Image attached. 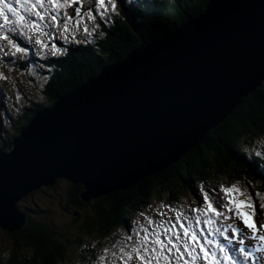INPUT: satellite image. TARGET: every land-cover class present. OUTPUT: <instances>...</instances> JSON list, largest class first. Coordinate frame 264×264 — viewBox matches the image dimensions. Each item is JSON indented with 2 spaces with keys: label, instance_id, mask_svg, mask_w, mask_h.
Wrapping results in <instances>:
<instances>
[{
  "label": "water",
  "instance_id": "95a60500",
  "mask_svg": "<svg viewBox=\"0 0 264 264\" xmlns=\"http://www.w3.org/2000/svg\"><path fill=\"white\" fill-rule=\"evenodd\" d=\"M264 84V0H211L197 19L36 114L0 151V229L58 181L91 202L179 163Z\"/></svg>",
  "mask_w": 264,
  "mask_h": 264
},
{
  "label": "trees",
  "instance_id": "16d2710c",
  "mask_svg": "<svg viewBox=\"0 0 264 264\" xmlns=\"http://www.w3.org/2000/svg\"><path fill=\"white\" fill-rule=\"evenodd\" d=\"M210 1L118 0L117 12H104L91 0L81 6L82 12L91 3L99 27L94 28L93 21L85 18L69 40L54 36L48 44L66 50L57 62L49 49H40L24 37V48L33 51L34 60L26 64L11 57L12 66L29 71L38 58L53 65L50 71L36 72L29 78L31 82H22L21 76L6 80L7 96L0 95V151L12 147L14 138L36 114L53 108L59 98L124 61L138 48L197 19ZM85 23L92 32L90 36L83 32ZM9 100L14 101V107H9ZM261 149L264 84L179 163L141 180L128 191L84 202L80 197L82 185L60 180L55 187L25 197L17 208L28 215V223L20 232L4 233L9 244L0 252V264H104L101 255L108 258L107 264H113L106 249L116 250L125 237L123 232L134 234L146 218L159 222L162 217L158 211L172 217L171 209L201 206V188L218 190L221 184L236 182L250 193L264 194V183L255 175L259 163L264 164L258 156ZM60 213L71 216L69 222H56ZM2 232L0 229V235Z\"/></svg>",
  "mask_w": 264,
  "mask_h": 264
},
{
  "label": "snow or ice",
  "instance_id": "6c2138e0",
  "mask_svg": "<svg viewBox=\"0 0 264 264\" xmlns=\"http://www.w3.org/2000/svg\"><path fill=\"white\" fill-rule=\"evenodd\" d=\"M94 4L104 12L108 11L106 5L112 12L118 10L117 0H94ZM81 5L82 0H14V3L0 0V40L10 48L4 55L15 56L27 51L10 33L34 40L42 49H48L43 38H51L53 31L68 39L85 18L93 21L94 28L99 27L91 3L85 12ZM104 12L100 13L102 18ZM83 32L92 35L86 23ZM65 51L54 45L50 49L52 55H63ZM200 192L201 206L171 209L172 217L158 211L162 217L159 222L146 218V223L139 224L134 234L126 235L116 250L106 249L111 252L113 264H224L225 261L237 264L229 248L219 239H209V235L221 236L229 245L233 236L241 245L259 241L258 250L264 252V223H261L264 194L250 193L236 182L221 184L218 190L201 188ZM141 218H145L143 213ZM239 252L245 257L250 255L244 248ZM107 259L104 255L100 257L104 264Z\"/></svg>",
  "mask_w": 264,
  "mask_h": 264
},
{
  "label": "rangeland",
  "instance_id": "374dc122",
  "mask_svg": "<svg viewBox=\"0 0 264 264\" xmlns=\"http://www.w3.org/2000/svg\"><path fill=\"white\" fill-rule=\"evenodd\" d=\"M106 7H108V10L109 11H111L110 10V6H107L106 5ZM22 82H24V81H29V82H31V80L29 79V77L27 76V74L26 73H22V75H21V79H20ZM12 104L13 105V103H14V101H12V100H9V104ZM14 107V106H13ZM46 189V188H45ZM249 192V191H248ZM48 194H50V192H48ZM35 197V196H34ZM35 198H40L39 196H37L36 195V197ZM166 211V210H165ZM70 218H71V216H68V215H65V214H63V213H60V215L58 216V217H56V222H58L59 224L61 223V224H65V223H67V222H69V220H70ZM3 234H1L0 235V252L2 251V250H4V249H6V247H8V244H9V239H8V237H6L5 235L6 234H4V233H6V232H2ZM131 234V233H130ZM130 234H128V235H130ZM123 236H126L125 235V233L123 232ZM11 242V241H10Z\"/></svg>",
  "mask_w": 264,
  "mask_h": 264
},
{
  "label": "bare ground",
  "instance_id": "6f19581e",
  "mask_svg": "<svg viewBox=\"0 0 264 264\" xmlns=\"http://www.w3.org/2000/svg\"><path fill=\"white\" fill-rule=\"evenodd\" d=\"M39 48L42 49V48L40 47V45H39Z\"/></svg>",
  "mask_w": 264,
  "mask_h": 264
}]
</instances>
